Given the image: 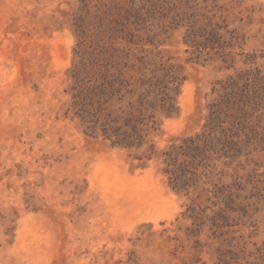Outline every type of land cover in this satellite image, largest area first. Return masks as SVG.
I'll return each instance as SVG.
<instances>
[{"label":"rangeland","instance_id":"rangeland-1","mask_svg":"<svg viewBox=\"0 0 264 264\" xmlns=\"http://www.w3.org/2000/svg\"><path fill=\"white\" fill-rule=\"evenodd\" d=\"M82 54L119 108L173 98L155 159L74 115ZM216 101L212 150L174 190L161 153L211 132ZM0 264H264V0H0Z\"/></svg>","mask_w":264,"mask_h":264},{"label":"trees","instance_id":"trees-1","mask_svg":"<svg viewBox=\"0 0 264 264\" xmlns=\"http://www.w3.org/2000/svg\"><path fill=\"white\" fill-rule=\"evenodd\" d=\"M81 55L80 64L73 73L74 86L73 104L74 115L87 126L91 134L101 133L114 146L132 152L134 159L143 163L155 159L159 152L155 146L145 149L147 137L154 130L157 108L167 112L174 110L173 98L163 99L164 104H158V99L152 98L151 92L141 94L136 102L129 101L126 107H118L124 101V96L115 99L121 89L117 84L119 78L110 79L108 75L100 73L98 62L88 60ZM122 85V82L119 83ZM224 89H230L228 95L234 100L245 91V86L239 81L231 79ZM134 95L133 90L127 91ZM221 101L211 105V132L183 139L179 144H173L161 153L163 171L169 177L171 187L177 191L190 189L196 171L206 159L208 151L212 150L214 137L213 127L219 123ZM194 171V172H193Z\"/></svg>","mask_w":264,"mask_h":264}]
</instances>
